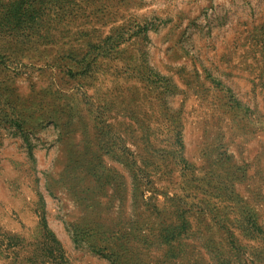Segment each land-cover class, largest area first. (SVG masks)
Returning <instances> with one entry per match:
<instances>
[{"label": "rangeland", "instance_id": "obj_1", "mask_svg": "<svg viewBox=\"0 0 264 264\" xmlns=\"http://www.w3.org/2000/svg\"><path fill=\"white\" fill-rule=\"evenodd\" d=\"M0 264H264V0H0Z\"/></svg>", "mask_w": 264, "mask_h": 264}]
</instances>
